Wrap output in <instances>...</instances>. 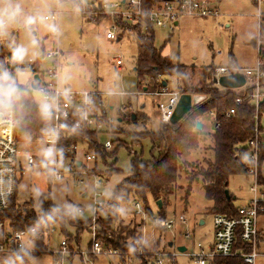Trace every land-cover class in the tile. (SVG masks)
<instances>
[{
  "label": "rangeland",
  "instance_id": "obj_1",
  "mask_svg": "<svg viewBox=\"0 0 264 264\" xmlns=\"http://www.w3.org/2000/svg\"><path fill=\"white\" fill-rule=\"evenodd\" d=\"M96 3V0H24L23 7L28 14L60 13L59 20L56 23L52 22L58 29L57 34L53 35L40 24L35 26L36 31L33 35L37 36L39 44L38 49L35 50L39 53L36 58L52 49L60 54L59 59L42 63L41 69L48 70L54 63L58 67L59 80L67 87L78 91L88 90L101 93L105 108L109 110V116L115 118L116 121L121 119L120 112L125 108L127 116L124 118L132 115L138 118L141 114L147 118L144 124L138 122V125H141L137 128L138 130L147 129L150 132H158L163 126L158 104L167 100L155 96L156 93L145 91L150 85V79L145 81L146 88L139 83L135 72L138 56L136 34L134 31H126L120 37V41L106 40L105 29L108 26V20ZM217 7L221 14L220 17L206 19L182 17L180 25L176 26L173 31L166 28L154 29L155 46L162 50L163 57L172 59L174 63L196 67L195 74H192V71L188 72L193 82L197 81V73L201 67L227 65L230 58H233L237 71L244 73L253 66L255 61L253 43L258 34L257 16L261 14L264 17V0L261 4L255 0H220ZM17 43H28L24 30L19 33ZM216 52H221V54L214 56ZM118 56H121L124 61L122 70H117L112 63V60ZM29 60L30 58L25 62ZM164 80L168 83V87L164 88L167 92H181L180 82L176 78L167 77ZM213 86L220 91L225 90L223 86ZM164 89L158 90L157 93L164 92ZM201 123L206 139L200 144L199 150L193 152L188 158L195 166L203 165L204 159L211 157V136L216 127L215 118L210 114L204 116ZM120 127L126 130V135L101 134L99 136L101 144L115 140L126 144V146L114 144L108 152L109 154L114 153V158L107 159L108 165L115 163L119 173L109 176L108 181L105 179L100 186V191L105 194L107 203L112 198L116 186L131 171L134 153L145 161L153 159L150 139L142 140L139 145H132V136L129 133L133 132L135 126L124 121ZM2 131L10 135L12 128L4 126ZM17 145L21 154L43 155L46 153L42 142L32 141L26 135L18 138ZM78 159L85 163L83 151L79 153ZM94 165V163H88V167H94ZM97 166L101 172L106 171V166L100 158L97 160ZM187 173V175H181L178 180L175 195L163 209L164 217L160 216L161 209L155 204L150 203L151 214L142 207V214H135V216L133 203L122 206L125 225L131 224L130 228L133 229L134 225L143 223L140 228L142 237L130 241V244L136 248L135 256L131 257L134 264H139L137 258L143 254L153 256L159 252L178 253L179 246L186 247L189 253H193L197 251L198 244L206 245L210 241L213 234V214L210 212L212 202L207 199L200 180L188 187L189 179L195 175V170L191 169ZM83 178L84 185L77 184L75 181L59 183L43 169L35 168L19 175L17 200L23 205L36 200L37 195H46L56 206L71 212L74 218L90 219L93 183L89 177ZM250 186L251 180L244 174L232 176L229 179L228 192L237 198L234 201L236 208L246 206V200L252 196ZM84 194L87 195L84 196ZM79 208L84 210L83 216L78 214ZM181 215L185 218L184 222L178 219ZM160 217L177 220L174 228L163 230L156 226L154 219ZM258 230V258L255 264H264V217L258 221ZM68 233L73 237L68 240L74 251L61 264H119L118 256H95L90 253L92 236L89 231L80 234L79 244L75 241L76 230L69 227ZM187 235L190 238H186ZM62 240H64L63 234L57 228L50 239V246L48 244L46 246V251L40 254L36 252L25 262L27 264H54L57 256L51 254L47 248L49 246L50 250H57ZM170 243L173 244L172 247L169 246ZM34 248L35 246L32 245L30 249L34 250ZM176 264H193V262L187 254L179 253Z\"/></svg>",
  "mask_w": 264,
  "mask_h": 264
},
{
  "label": "built area",
  "instance_id": "obj_2",
  "mask_svg": "<svg viewBox=\"0 0 264 264\" xmlns=\"http://www.w3.org/2000/svg\"><path fill=\"white\" fill-rule=\"evenodd\" d=\"M261 4L263 0H255ZM219 0H122L116 2L101 1L98 5L101 13L108 20V26L105 29V38L110 42L120 41L128 29H124L122 24L130 27L139 26L143 32L147 31L148 26L155 28H166L171 31L179 25L182 17L193 18H217L220 17V11L217 7ZM85 14V12H83ZM52 17L53 23L60 18L59 12L47 14ZM258 34L254 39L253 47L255 51V61L252 67L244 73L237 71L235 67L227 65L217 66L211 78V83L215 86H221L220 80L226 76L242 75L244 85L236 89L225 88L222 92H232L236 95L234 105L223 115L224 120L233 119L239 108L248 105L252 110L253 135L245 143L246 176L251 180L250 192L252 196L248 204L239 208L237 218H229L222 214L213 215V233L214 243L207 251H194L185 254L194 264H210L214 258H229L240 256L247 264H255L258 258L257 244L259 239L258 221L264 217V17L259 14ZM22 28L11 29V35L17 38ZM6 41V40H5ZM4 41V42H5ZM3 42V43H4ZM2 44V43H0ZM216 52L214 56L220 55ZM59 52L52 49L43 52L38 58L30 59L29 63L40 60L44 63L47 60L59 59ZM117 70L124 68V61L121 56L112 60ZM39 76V85L43 87L50 95H56L58 89L64 88L59 80L58 67L53 63L52 68L48 70L40 69L35 74ZM33 79H34V76ZM69 89L68 98L63 96L58 98L59 110L54 112L55 122L51 127L54 132L48 131L39 140L45 147L46 153L40 154H21L14 138V127L11 134H6L0 128V209H7L10 200L15 195L17 180L19 175L35 168H41L50 174L52 179L59 183H75L84 185L83 177H89L93 183L92 210L90 212V229L92 236L91 254L120 256L119 251L111 248H105L99 239L98 221L101 218L107 202L105 194L100 191L105 178L94 172V167H88V163H96L97 156L93 151H88L84 145L73 147V151H83L85 163L80 162L78 156H63L59 153L60 139L63 134V126L60 121H70L73 127L81 132L94 131L100 134L114 135L113 130L117 127L119 120L127 116L125 108L121 110V119L115 120L109 116V110L105 108L103 96L97 91H77ZM182 92L169 93L164 89L160 94H154L157 97H163L167 101L158 104L160 119L162 124H171V119L179 102ZM214 116L216 127L220 128L221 123ZM107 151L113 148V141H107L103 144ZM87 195V194H86ZM142 206L135 204V214L141 215ZM78 214L83 216L84 210L79 208ZM179 221L184 222L183 215L179 216ZM175 219L156 218L154 223L163 230H172L176 224ZM55 227L40 229L32 227L26 230L11 231L4 224H0V264H27L24 256L35 253L39 240H43L49 245L51 237L56 232ZM244 243L251 247V253L245 254L242 251L235 253L233 251L237 235ZM186 238H190L189 235ZM34 245V250L31 246ZM50 246V245H49ZM200 248L201 245L198 244ZM74 249L68 239L61 241L57 250L49 252L57 256L54 264L63 263L66 257H70ZM178 253H156V264H176ZM19 257V258H18ZM127 264H134L132 259Z\"/></svg>",
  "mask_w": 264,
  "mask_h": 264
},
{
  "label": "trees",
  "instance_id": "obj_3",
  "mask_svg": "<svg viewBox=\"0 0 264 264\" xmlns=\"http://www.w3.org/2000/svg\"><path fill=\"white\" fill-rule=\"evenodd\" d=\"M90 20V19H89ZM91 21V20H90ZM124 29L135 32V41L138 47L135 72L139 83L144 86L147 79L151 80L146 92L157 93L168 87L164 80L167 77H174L180 82L182 94L205 97L200 104L193 106L192 110L177 124H168L161 127L158 132H150L147 129L138 130L142 124L146 123L144 115L128 116L122 118L117 127L113 130L115 135H126V130L120 127L124 121L132 123L135 127L132 136V145L141 144L142 140L150 139L152 143V157L150 161H145L136 153L132 155L131 171L128 176L120 182L114 189L112 198L107 203L103 215L98 221L99 239L105 248L117 250L120 253L119 264H127L132 256H135L136 248L130 241L142 237L140 228L142 224H136L133 229L131 224H124V213L122 206L136 203L151 214L150 203H163L160 216L164 217V207L170 203L171 198L178 189V180L181 175H187L191 169L195 170V175L189 179V186L195 181H201L206 197L212 202L210 212L222 214L229 218H237L239 208L234 205V196L228 191L229 179L236 175H246L245 143L253 135L252 110L248 105L238 109L237 115L230 120H224V113L234 105L236 95L232 92H222L211 83V78L217 66L201 67L197 73L198 79L193 82L189 71L195 74L196 67H188L179 63H174L172 59L163 57L162 50L155 46L154 28L148 26L147 31L137 27H130L122 24ZM17 42V38H15ZM11 56L7 40L0 44V62L6 68L14 71L15 67L28 68L32 75L40 72V60L34 63L25 62L23 65L13 66L6 62V58ZM228 65L235 67L233 58H230ZM166 83V87L163 83ZM28 116L26 120L14 127L15 142L19 137L29 136L32 141L40 140L45 133L51 130L55 122V115L50 121L40 118L38 108L34 100L26 102ZM214 113L217 121L222 122L220 128L215 129L211 136V157L204 159L203 165L195 166L188 158L193 152L200 148V144L205 141L206 136L203 131L197 130V124L201 119ZM135 116V119H133ZM63 126V134L60 139L59 153L63 156L79 157L73 147L84 145L88 151H93L97 160L100 158L106 166V171L98 169L97 162L94 165V172L102 175L107 181L109 176L119 173L115 163L110 166L108 158H114V153L109 154L103 144L99 141L100 133L94 131H78L70 121H60ZM126 146L123 141L115 140L113 145ZM119 146V147H120ZM132 154V153H131ZM49 174V173H48ZM22 175V173L20 174ZM50 175V174H49ZM19 178L17 180L18 186ZM17 186L15 195L10 200L7 209H0V224H4L11 231H20L37 227L40 229L55 227L58 228L63 237L68 239L71 234L68 228L76 230L75 241L79 244L80 234L89 231L90 219H76L71 212L56 206L51 198L46 195H37L36 200L26 202L23 205L17 200ZM135 216V213H134ZM160 217V218H162ZM73 238V237H72ZM69 242V240H68ZM46 242L39 240L36 246L37 254L46 251ZM49 249V246L48 248ZM233 251H242L245 254L251 253L252 249L244 243L237 235ZM35 252V253H36ZM35 253L24 256L25 260L30 259ZM139 264H156L155 255L143 254L138 257ZM210 264H247L242 257L233 256L229 258H214Z\"/></svg>",
  "mask_w": 264,
  "mask_h": 264
},
{
  "label": "clouds",
  "instance_id": "obj_4",
  "mask_svg": "<svg viewBox=\"0 0 264 264\" xmlns=\"http://www.w3.org/2000/svg\"><path fill=\"white\" fill-rule=\"evenodd\" d=\"M23 4L24 0H0V43L7 40L11 56L6 58V62L13 66L23 65L26 59L34 60L39 55L38 51H35L39 47L38 38L33 35L37 24L53 35L58 33L56 25L51 22L52 17L40 12L28 14ZM13 28L24 30L28 38L27 44L16 42L11 35ZM69 91L61 88L57 90L56 95H50L34 81L30 69L15 67L12 71L0 62V128L21 125L28 116L26 102L29 100H34L40 118L50 121L54 112L59 110L58 98L63 96L67 99Z\"/></svg>",
  "mask_w": 264,
  "mask_h": 264
},
{
  "label": "water",
  "instance_id": "obj_5",
  "mask_svg": "<svg viewBox=\"0 0 264 264\" xmlns=\"http://www.w3.org/2000/svg\"><path fill=\"white\" fill-rule=\"evenodd\" d=\"M34 81L39 83V76L38 75L34 76ZM244 83H245V81H244V78L242 75L226 76L220 80L221 86H223L224 88H228V89L239 88V87L243 86ZM163 86L166 87L165 82L163 83ZM192 97L194 99H192ZM203 100H205V97L192 96L190 94H183L179 99V102H178L177 107L175 109L174 115L171 119V124L179 123L192 110L193 106L200 104ZM133 119H135V116H133ZM119 121H121V120H119ZM202 129H203V125L201 122H199L197 124V130L201 131ZM226 194H227V196H229L228 191H226ZM156 205L160 209L163 207V203L161 201H158ZM169 246L172 247L173 244L170 243ZM177 250L180 253H186L187 248L182 246V247L177 248Z\"/></svg>",
  "mask_w": 264,
  "mask_h": 264
},
{
  "label": "crops",
  "instance_id": "obj_6",
  "mask_svg": "<svg viewBox=\"0 0 264 264\" xmlns=\"http://www.w3.org/2000/svg\"><path fill=\"white\" fill-rule=\"evenodd\" d=\"M97 1V3L96 4H99L101 1H104V0H96ZM220 1V0H219ZM179 25H180V23H179ZM178 25V26H179ZM60 83H61V86L62 87H64V88H70V87H67L66 85H64L61 81H60ZM71 89V88H70ZM73 90V89H72ZM75 90V89H74ZM78 91V90H77ZM145 91H146V89H145ZM84 196H86V194H84ZM250 198L251 197H249L247 200H246V205L248 204V202H249V200H250ZM237 198L236 197H234V200H236ZM262 218V217H261ZM213 224V223H212ZM213 243H214V233L212 234V237H211V239H210V241L209 242H207L206 243V245H203V244H200L201 245V247L199 248L198 246H197V251H205V252H207L211 247H212V245H213ZM179 247H182V246H179ZM178 247V248H179ZM187 251H188V249H187ZM181 254H185V253H181ZM191 261V260H190ZM194 264V263H193Z\"/></svg>",
  "mask_w": 264,
  "mask_h": 264
}]
</instances>
